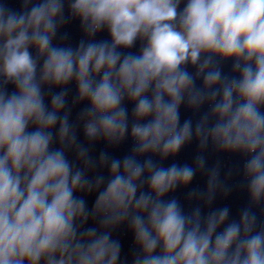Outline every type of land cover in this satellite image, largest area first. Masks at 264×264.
Here are the masks:
<instances>
[{
  "label": "clouds",
  "instance_id": "obj_1",
  "mask_svg": "<svg viewBox=\"0 0 264 264\" xmlns=\"http://www.w3.org/2000/svg\"><path fill=\"white\" fill-rule=\"evenodd\" d=\"M19 3L0 0V264H123L122 226L131 264H264V0ZM69 19L75 47L55 42ZM193 141L191 165L165 166ZM209 146L243 158L235 217L212 208L234 185ZM198 174L185 211L171 194Z\"/></svg>",
  "mask_w": 264,
  "mask_h": 264
}]
</instances>
